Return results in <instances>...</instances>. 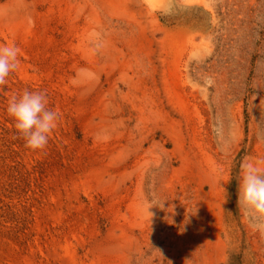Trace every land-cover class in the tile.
<instances>
[{"label": "rangeland", "instance_id": "rangeland-1", "mask_svg": "<svg viewBox=\"0 0 264 264\" xmlns=\"http://www.w3.org/2000/svg\"><path fill=\"white\" fill-rule=\"evenodd\" d=\"M10 44L0 264H264L237 207L264 158V0H0ZM25 89L59 114L43 151L6 113Z\"/></svg>", "mask_w": 264, "mask_h": 264}, {"label": "clouds", "instance_id": "clouds-1", "mask_svg": "<svg viewBox=\"0 0 264 264\" xmlns=\"http://www.w3.org/2000/svg\"><path fill=\"white\" fill-rule=\"evenodd\" d=\"M19 55L20 49L15 44L0 46V85L6 84L9 75L18 70ZM6 113L17 137L33 152L46 148L59 119V114L48 107L45 92L28 89L8 100ZM239 175L237 207L250 219L258 221L254 227L264 238V158L245 157ZM149 203L156 206L155 199ZM163 204L158 206L163 207Z\"/></svg>", "mask_w": 264, "mask_h": 264}]
</instances>
